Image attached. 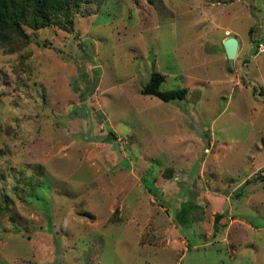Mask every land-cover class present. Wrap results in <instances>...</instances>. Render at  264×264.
<instances>
[{
    "label": "rangeland",
    "instance_id": "obj_1",
    "mask_svg": "<svg viewBox=\"0 0 264 264\" xmlns=\"http://www.w3.org/2000/svg\"><path fill=\"white\" fill-rule=\"evenodd\" d=\"M72 14L0 47V264H264V0Z\"/></svg>",
    "mask_w": 264,
    "mask_h": 264
},
{
    "label": "trees",
    "instance_id": "obj_2",
    "mask_svg": "<svg viewBox=\"0 0 264 264\" xmlns=\"http://www.w3.org/2000/svg\"><path fill=\"white\" fill-rule=\"evenodd\" d=\"M87 1L89 0H0V47L8 52L20 50L29 39L25 27L40 29L53 25L71 32L74 26L73 9ZM260 44L257 43V50ZM153 67L148 80L140 88L141 94L153 95L166 102L185 97L187 89L184 87L162 90L160 86L165 76ZM108 134L116 139L112 130ZM171 171L169 168V173ZM257 178L264 180V168ZM8 209V202L2 204L0 201V216H7L13 221L14 217L8 213ZM219 215L215 214V225Z\"/></svg>",
    "mask_w": 264,
    "mask_h": 264
},
{
    "label": "water",
    "instance_id": "obj_3",
    "mask_svg": "<svg viewBox=\"0 0 264 264\" xmlns=\"http://www.w3.org/2000/svg\"><path fill=\"white\" fill-rule=\"evenodd\" d=\"M239 47V41L234 36H229L223 41V48L227 58L233 59L236 57V53ZM93 50V47H92Z\"/></svg>",
    "mask_w": 264,
    "mask_h": 264
},
{
    "label": "built area",
    "instance_id": "obj_4",
    "mask_svg": "<svg viewBox=\"0 0 264 264\" xmlns=\"http://www.w3.org/2000/svg\"><path fill=\"white\" fill-rule=\"evenodd\" d=\"M259 46H262L261 44Z\"/></svg>",
    "mask_w": 264,
    "mask_h": 264
}]
</instances>
